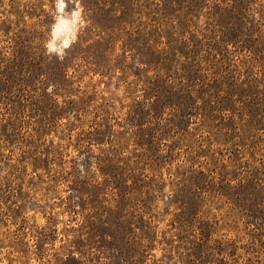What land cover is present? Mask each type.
Wrapping results in <instances>:
<instances>
[{
    "label": "rangeland",
    "instance_id": "1",
    "mask_svg": "<svg viewBox=\"0 0 264 264\" xmlns=\"http://www.w3.org/2000/svg\"><path fill=\"white\" fill-rule=\"evenodd\" d=\"M64 3L0 0V264H264V0Z\"/></svg>",
    "mask_w": 264,
    "mask_h": 264
},
{
    "label": "trees",
    "instance_id": "2",
    "mask_svg": "<svg viewBox=\"0 0 264 264\" xmlns=\"http://www.w3.org/2000/svg\"><path fill=\"white\" fill-rule=\"evenodd\" d=\"M1 94V93H0ZM5 98H7V99H10L9 97H5ZM231 110V113L233 112V114H232V116L233 117H235L237 114H236V112L234 111V110H232V108H227V110ZM235 113V114H234ZM0 114H2V111H1V109H0ZM205 117H208V114L207 113H205ZM9 119L8 118H6V119H3V118H1V116H0V142L1 143H5V144H7V145H10L11 143H13V146H15V144L16 145H18L19 143H18V141H14L15 139H12L13 137H10L11 135H13V134H8V132H13L14 131V129L15 128H13V127H11L10 129H9V124H8V129H6L5 130V122L4 121H8ZM11 126V125H10ZM17 131V130H16ZM18 134V133H17ZM19 135V134H18ZM32 135H37V133H35V134H32ZM8 149H10V147L8 146L7 147ZM18 148L20 149V151H21V155H20V157H18V162H17V164H16V172H18V171H22V169H23V165H26V164H28L29 163V161L31 160V156L29 157V156H26V159H23V157H25V155L26 154H29V153H31L32 151H35L34 150V148H31V145H29V144H25L24 145V147H21V146H18ZM10 151H12L11 149H10ZM39 152H41V151H38V152H36V155H35V157H37V158H39L40 156V153ZM15 154H14V152H12V153H9V157H8V161L7 162H10L11 160H13V159H15ZM30 158V159H29ZM36 158V159H37ZM11 164V163H10ZM9 165V164H8ZM19 167V168H18ZM10 175H12V176H14L15 175V173H11L10 172ZM23 178H25V176L23 175V173L21 172L20 173V175L18 176V178H17V182H16V187H12L11 186V188H13V193H12V196H16V195H19L20 193H22V190H23V187H21V185H20V181H22L23 180ZM8 179V178H7ZM3 182V183H6V178L5 177H0V182ZM11 192V191H10ZM2 203H6V202H4V199L2 200V199H0V204H2ZM8 206V205H7ZM17 230V233H15V239H14V241H16V239L19 237V235H20V232H22V229L21 228H17L16 229ZM15 230V231H16ZM25 256V255H24Z\"/></svg>",
    "mask_w": 264,
    "mask_h": 264
},
{
    "label": "clouds",
    "instance_id": "3",
    "mask_svg": "<svg viewBox=\"0 0 264 264\" xmlns=\"http://www.w3.org/2000/svg\"><path fill=\"white\" fill-rule=\"evenodd\" d=\"M56 6L60 12H63L64 8L66 7L64 0H57ZM58 20H59L58 24L54 25V30H53L54 39L50 41L46 45V47L50 54L54 53L60 59H63L66 54L65 50L69 48L70 45L75 41L76 36H75V32H73L70 37L63 39V41L59 45H57L56 39H59L62 33L65 32L66 30L65 28L66 21L62 18H58ZM77 22L81 27L84 25V21L81 18L79 11L74 13L73 23L75 24Z\"/></svg>",
    "mask_w": 264,
    "mask_h": 264
}]
</instances>
